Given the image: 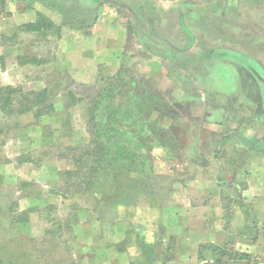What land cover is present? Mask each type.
<instances>
[{
	"label": "crops",
	"instance_id": "obj_1",
	"mask_svg": "<svg viewBox=\"0 0 264 264\" xmlns=\"http://www.w3.org/2000/svg\"><path fill=\"white\" fill-rule=\"evenodd\" d=\"M2 2L4 55L20 60L30 56L27 38H58L59 59L74 80L70 86L93 87L102 72H122L124 48L135 41L151 54L147 61L155 76L165 71L160 61L177 53L183 64L180 73L188 79L187 70L194 68L195 78L188 81L207 90L201 100L210 108L209 129L218 136L213 148L208 153L197 148L189 159L179 156L180 170L174 172L170 166L162 172L170 175L172 188L162 190L161 202L150 200L134 215H125L119 206L114 216L101 218L92 205L81 201L70 218V233L76 235L72 251L78 262L255 264L264 257V125L258 121L264 118V83L258 76L264 78V0H101L93 22L83 26L84 34L66 35L56 33L58 26L41 4ZM113 2L120 17L104 9ZM9 21L16 23L18 33L4 31L1 25ZM45 21L52 22L53 29L40 24ZM101 26L104 36L99 34ZM149 37L155 44L145 40ZM24 63L0 67V75L21 70ZM248 85L254 93L248 92ZM231 89L236 93L231 95ZM32 111L35 116L36 109ZM58 113L53 108L47 118ZM56 123L58 128L64 124L58 119ZM76 131L70 129V136ZM7 228L30 233L28 221ZM133 235L145 240L137 244ZM156 240L162 247L157 256L141 252L143 245L153 249ZM232 246L238 258L222 257L223 249Z\"/></svg>",
	"mask_w": 264,
	"mask_h": 264
},
{
	"label": "rangeland",
	"instance_id": "obj_2",
	"mask_svg": "<svg viewBox=\"0 0 264 264\" xmlns=\"http://www.w3.org/2000/svg\"><path fill=\"white\" fill-rule=\"evenodd\" d=\"M27 1L31 4L34 2L41 4L43 12L52 18L56 27L58 26L56 33L66 35L71 34L70 31L84 34L83 26L88 28L93 22L101 0ZM113 4L114 2L107 3L104 9H108L106 11L108 14L120 17ZM1 5L2 0H0V15L4 13ZM1 26L5 32L18 33L17 25L12 21ZM21 34L20 32L19 35ZM99 34L102 36L106 34L102 26ZM30 38L26 39L31 41L30 56L20 60L4 55L6 49L4 43L7 41L0 38V67L25 62L23 69L11 72L5 77L0 75V87L6 86L4 83L13 82L12 85L19 89L18 94L27 95L28 98L45 89L48 92V102L44 104L53 106L54 111L56 108L59 109V113L53 119L47 118L48 113L36 118L32 110L19 113L15 109L22 108L23 99L18 94L17 98L21 106L14 108L12 113L4 111L3 105H0V242L21 240L28 243V239L33 238L41 249L38 263L47 264L48 259L51 264H64L60 261L66 259L70 264L72 260L74 264H81L77 261V253L72 251L76 248V235L70 233L71 214L77 209L75 207H78L81 200L71 197L72 203H70V194L64 193V196H59L66 186L70 190V182H68L70 178L66 175L62 178L60 172L74 167L73 156L76 155L71 153L70 145L85 144L91 140L92 136L88 133L90 127L88 119L93 103L90 104V101L97 97L103 98L101 86L112 84L107 89V101L102 104L104 107L101 111L102 116L108 115L105 112L117 111L119 132L132 128L136 134L141 135L130 145L134 153L142 152L143 158L139 159L136 156L132 160L135 163L129 177L133 187L128 190L129 203L126 204L127 207H123L125 215H134L139 206H145L150 200L161 202L162 190L173 186L170 184V175H164L162 172L170 166L173 167L174 172L180 170L178 157L193 158L197 148L204 149L208 153L213 148L212 142L216 143L218 136L212 134V129H209L211 128L210 108L207 106V101L201 100L207 90L196 87L188 81L195 78L197 71L194 68L187 70L188 79L180 73L179 68L183 64L179 62L177 53L168 60L159 59L165 64H163L165 71L155 76L150 70L152 67L148 65L150 61H147L151 54L144 53L139 44H134L135 41H129L130 46L126 45L124 48L125 67L122 72H102L97 80L98 84L93 87L70 86L72 76L70 68L63 67L62 59H59L62 43L58 38ZM145 40L149 42L152 39L149 37ZM261 57L264 61V56ZM56 65L58 67H55ZM51 66H54L53 69ZM115 74L118 76L114 77ZM101 78L105 80L100 82ZM215 82L214 79L216 89ZM125 83L129 85L125 86ZM115 84L118 87L112 100V107L108 96L113 95ZM248 89L249 93L251 91L254 93V88L251 90L250 85ZM234 90L231 89V95L236 93ZM209 95L211 92L207 94ZM259 96H262V91ZM44 104L42 106L46 108ZM70 108L73 112L71 115ZM132 116L134 121L130 123L126 119ZM57 119L64 122L60 128L57 127ZM258 121L259 124L264 125V118ZM142 122H146V126L138 130ZM70 129L78 130L73 137L70 136ZM82 133L83 135L80 136L79 134ZM120 146L123 147L122 150L115 154L110 151L109 156L100 152L102 158H111L112 163L113 159L117 158L120 164H127L124 158L128 155V145L124 143ZM141 161L145 163L143 166ZM105 165L107 164L104 163ZM142 167L150 174L147 183L150 189L141 186L146 182L145 176L140 171ZM156 170L158 172L154 173ZM174 178L178 179V175ZM109 191L113 190L109 189ZM52 195H58L59 199ZM58 201H61V204ZM113 206L110 207L112 210H114ZM22 212L25 213L23 216L30 224V233L25 228H7L11 224L18 223L12 220ZM131 239L140 244L145 237L133 235ZM156 242L153 249L143 245L141 252L150 251L153 256H157L162 251V247L160 242L157 240ZM235 249L234 246L224 248L222 257L238 258L233 253ZM140 263L146 264V261Z\"/></svg>",
	"mask_w": 264,
	"mask_h": 264
},
{
	"label": "trees",
	"instance_id": "obj_3",
	"mask_svg": "<svg viewBox=\"0 0 264 264\" xmlns=\"http://www.w3.org/2000/svg\"><path fill=\"white\" fill-rule=\"evenodd\" d=\"M44 23L48 28L53 27L54 25L50 21L40 22V24ZM31 26L33 25H29V27ZM117 76L118 74H115L114 77ZM103 80L105 79L101 78L100 82ZM110 85L112 84L108 83L104 87L101 86L102 94H104L102 99L97 97L90 101V104L93 103V107L90 106L92 107V111H89L88 119V123L90 124L88 133L92 136L91 140L85 144L70 145L71 153L76 155L73 156L74 167L70 170L60 172L62 178L64 175H66L67 178H70V181H68L70 182V190L68 189V186H66L61 194L68 193L70 194V197L80 199L84 203L92 205L101 218H110L114 216V213L117 212L119 206L127 207L126 204L129 203L128 190L133 187V182L129 177L133 172L135 163L132 160L136 156L139 159L143 158L142 152L134 153L132 149H130L132 141L137 140L139 136H141L140 133L136 134L132 128H126L120 133L117 128L119 125L116 116L117 111L115 113L113 111L111 113L104 111L105 113H108L106 117L101 114V111L104 108L102 104L107 101L106 93H108L107 89ZM128 85L129 83H125V86ZM117 87L116 84L113 85V95L108 96L111 99L109 104L112 105V107V100L114 99ZM0 91V105H3L2 109L8 113H12L14 108L22 105V108L15 110L19 113H24L36 109L35 117L40 118L43 113H48L53 109V106L50 104H44L45 102H48V92L45 89L41 92H36L32 98H28L27 95L23 96L18 94V87L13 85L2 86L0 87ZM17 94L23 99L21 105H19ZM102 94L100 93V96ZM43 104L48 108H43ZM134 106L138 107L137 105ZM126 120L130 123H133L134 121L133 116L128 117ZM145 126L146 122H142L138 126V130ZM124 143H126L129 148L127 150L128 155L124 158V161H126L127 164H120L117 158L113 159V163L110 160L111 158H102L100 152L105 153L108 156L110 151L115 154L123 149L120 145H123ZM110 149H113V151ZM104 163L107 165L104 166ZM140 163L141 166L145 164L144 161H141ZM140 171L145 176L146 181L145 184L141 186L144 189H150L149 184H147L150 174H148L143 167L140 168ZM109 189H112L113 191H109ZM112 205H114V210L110 208ZM24 214L25 213L22 212V214L16 216L12 221L27 222L28 219L23 216ZM40 253L41 249L33 238L28 239V243H25V241L22 242L21 240L17 242H0V264H40L38 263ZM42 255H45L43 251ZM46 262L47 264H51L48 259ZM60 263L70 264V261L62 259ZM71 264H74V262L72 261ZM249 264H252V262H249Z\"/></svg>",
	"mask_w": 264,
	"mask_h": 264
},
{
	"label": "built area",
	"instance_id": "obj_4",
	"mask_svg": "<svg viewBox=\"0 0 264 264\" xmlns=\"http://www.w3.org/2000/svg\"><path fill=\"white\" fill-rule=\"evenodd\" d=\"M255 264H264V258H260Z\"/></svg>",
	"mask_w": 264,
	"mask_h": 264
},
{
	"label": "water",
	"instance_id": "obj_5",
	"mask_svg": "<svg viewBox=\"0 0 264 264\" xmlns=\"http://www.w3.org/2000/svg\"><path fill=\"white\" fill-rule=\"evenodd\" d=\"M258 76H259V78L262 80V82L264 83V78L261 77L260 75H258Z\"/></svg>",
	"mask_w": 264,
	"mask_h": 264
}]
</instances>
